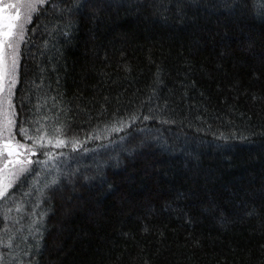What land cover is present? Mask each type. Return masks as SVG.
<instances>
[{"label":"trees","instance_id":"trees-1","mask_svg":"<svg viewBox=\"0 0 264 264\" xmlns=\"http://www.w3.org/2000/svg\"><path fill=\"white\" fill-rule=\"evenodd\" d=\"M74 2L26 26L14 135L83 147L0 200V264H264V0Z\"/></svg>","mask_w":264,"mask_h":264},{"label":"snow or ice","instance_id":"snow-or-ice-1","mask_svg":"<svg viewBox=\"0 0 264 264\" xmlns=\"http://www.w3.org/2000/svg\"><path fill=\"white\" fill-rule=\"evenodd\" d=\"M97 2V0H75L72 3L71 7L68 11H72L73 9L79 8L83 9L84 7L91 6L93 3ZM100 3H103L104 0H99ZM45 5L44 11L41 12V6ZM52 6V0H29L27 4V14L25 17L26 22L30 23L33 19V14L36 15V19H39L40 15H43L47 12V9ZM227 6V5H226ZM16 7V4L13 2L5 3V0H0V91H3V80L5 75L10 76L9 80V92L7 103L11 108L13 107L11 96L13 95L11 91V87L15 86L17 83V68H18V59H19V46L22 42L26 41V29L23 25L18 24L20 20L19 10L13 12L12 10ZM11 49L10 57L11 62L9 64H5V47ZM15 116L13 112L11 114ZM150 117L144 116L143 119L147 120ZM140 119L137 115H132L129 117V120L135 121ZM124 127L130 126L125 121H118ZM15 126V121L11 118L7 120L6 131L8 132V138L0 142V151H6L7 156L10 158L7 161L8 165H19L20 167L16 170L15 175L19 176L25 172H30L34 174L36 169H30L28 166L35 164H43L47 166L49 164H54L56 162V157L52 155L51 147L62 148L67 147L71 144L72 150L75 152L78 149L83 147L84 141H81L75 137L71 140L61 138L62 133L57 129L56 136L53 139H48L47 145L48 148L45 150L46 146L44 144V139L39 135L40 129H35L36 135H29V130L26 128H19V134L21 139L32 140L33 144H23L19 140H16L13 136V128ZM122 128L113 127L112 131H121ZM39 149L40 156H46L47 159L40 160L39 158L33 160V157H37V151ZM29 153V155H25ZM25 156L22 160L21 156ZM63 155V154H60ZM57 169L59 165H56ZM53 185L59 184V179L54 177L51 181ZM3 185L0 184V197L4 196Z\"/></svg>","mask_w":264,"mask_h":264},{"label":"rangeland","instance_id":"rangeland-1","mask_svg":"<svg viewBox=\"0 0 264 264\" xmlns=\"http://www.w3.org/2000/svg\"><path fill=\"white\" fill-rule=\"evenodd\" d=\"M8 2H13L16 4V7L12 10L13 12L19 10L20 13V20L18 21V24L23 25L24 28L26 29V26L28 22H26L25 17L27 14V4L29 0H5V3ZM21 45L19 46V59H18V65L20 63V50H21ZM11 49L5 47V64H9L11 62V57H10ZM18 70L19 66L17 68V81H18ZM9 80L10 76L5 75L4 80H3V91H0V142L8 138V132L6 131V126H7V120L9 118L13 119L15 121V116H12L11 114L14 112L13 107H9L7 103L8 99V92H9ZM17 84V83H16ZM15 86L11 87V91L14 95V90ZM13 95L11 96V101L13 100ZM13 105V101H12ZM13 136L14 135V128H13ZM16 139V138H15ZM25 155H29V153H26ZM25 156H21L20 159H24ZM10 158L7 156L6 151H0V184H2L3 191H4V196L8 192L9 188L16 182L18 177L16 176V170L20 167L19 165H8L7 161ZM41 168H46V166H41ZM47 169V168H46ZM0 197V200L4 197Z\"/></svg>","mask_w":264,"mask_h":264}]
</instances>
